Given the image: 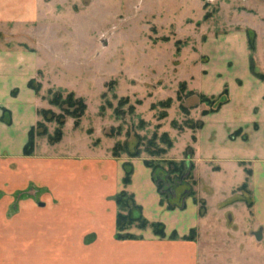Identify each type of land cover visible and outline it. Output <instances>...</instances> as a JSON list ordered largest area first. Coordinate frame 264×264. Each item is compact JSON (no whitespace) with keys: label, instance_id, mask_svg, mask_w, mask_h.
<instances>
[{"label":"rangeland","instance_id":"rangeland-1","mask_svg":"<svg viewBox=\"0 0 264 264\" xmlns=\"http://www.w3.org/2000/svg\"><path fill=\"white\" fill-rule=\"evenodd\" d=\"M44 1L42 21L33 30L23 24L0 26V30L15 32V37L0 33V48L21 45L25 30L35 39L26 44L38 49L39 71L32 86L40 88L35 92L37 120L31 127L38 135L34 155L25 156L28 140L20 157L0 154V264H23L29 236L52 240L56 231L61 237L79 232L55 228V224L85 221L80 209L100 205L107 186L104 178L95 175L96 164L110 161L117 143L134 152L139 138L142 153L138 158L163 166L156 173L159 180H166L169 167L165 163L169 161L191 160L195 166L196 184L191 180L188 184L196 194L189 198L201 217L202 234L193 229L195 240H200L199 264H264L262 230L250 216L252 169L246 162L240 163L246 181L238 194L233 193L232 188L243 178L241 171L228 164L225 174H218L221 165L205 157L207 144L201 132L205 120L213 121L224 107L229 109L231 98L241 99L243 82L238 79L229 39L246 27L247 34H253L250 28L261 30L259 20L247 10L253 0ZM256 7L260 9V5ZM70 93L87 106L78 127L70 115L76 108L49 103L55 94L67 99ZM167 100L170 105H160ZM255 102L251 101L249 116L245 114L243 120L248 119L257 131L258 123L252 120L263 104ZM43 110L51 111L48 120L42 118ZM162 113L166 117L160 119ZM141 120L147 126L142 127ZM0 121L11 126L12 111L0 106ZM201 122L202 128H197ZM58 130L60 139L52 141ZM163 133L173 142L168 153L150 156L144 152L148 140ZM223 138L225 142L249 140L244 128ZM89 174L92 185L87 182ZM60 182L67 183L59 192L61 198L55 187ZM162 186L166 188L167 183ZM179 189L186 190V185ZM118 194L109 200L116 210ZM163 199L167 207L168 198Z\"/></svg>","mask_w":264,"mask_h":264},{"label":"crops","instance_id":"crops-1","mask_svg":"<svg viewBox=\"0 0 264 264\" xmlns=\"http://www.w3.org/2000/svg\"><path fill=\"white\" fill-rule=\"evenodd\" d=\"M248 5H251V8L247 10H250L252 17L258 19L262 25L260 31L254 28L250 30L257 38V49L253 53L255 69L264 73V0H253ZM258 5L260 9L256 7ZM42 8L45 13L44 0H0V26L12 28L14 25L23 24V27H28L27 30H33L42 21ZM245 29L243 32H235L229 39V48L234 53L238 79H242L243 82L240 88L241 99L231 98L228 111L224 107L220 113L214 115L213 121L205 120V127L201 132L204 143L207 144L205 157H211L221 165L218 174H225V166L228 164L234 165L241 171L243 178L232 188L233 193L238 194V190L246 181L240 163L246 162L252 169L249 190L253 206L250 216L255 217V226L262 230L264 243V102L262 101L264 82L255 78L251 72L248 34ZM27 30L21 32L24 41H20L21 45L18 47L6 45L0 48V106L6 107L13 113L11 126L0 121V154L7 152L11 155L15 154L16 157H20L22 148L28 140V133L36 123L34 109L39 104L35 91L29 88V82L38 76V49L26 44L35 40L27 35ZM0 33L9 37L15 35V32L9 29L0 30ZM36 44L37 41L35 46ZM15 92L17 96L13 95ZM251 101L263 104L258 115L253 116L252 120L258 123L257 131L246 122L248 119L243 120L245 114L249 116L248 106ZM238 128H244L249 140L247 142L228 140L226 143L224 135L231 134ZM213 135L217 136L215 140L212 138ZM108 160H100L101 166L96 164L95 175L107 181L100 205L97 203L88 210L78 208L80 214H84L85 221L68 220L62 222L63 224L60 222L55 224V228H75L79 232H71L61 237L60 232L56 231L52 240H43L41 235L29 236L25 246L27 250L23 254L25 259L23 264H199L202 255L200 240H184V237L195 228L198 229L199 234H202L199 208L192 199L189 197L186 199L185 209L169 210L161 203V195L153 181L152 171L145 166L144 158L136 159L124 155L120 158L111 157L110 161ZM127 162L133 165V175L131 184L125 188L123 166ZM88 176L87 182L92 185L93 176L92 174ZM66 184L60 182L55 186L58 197L63 196V193L59 192L65 189ZM124 189L134 195L137 204L142 208L143 216L149 222L164 224L165 238L155 236L151 229L145 231L133 229L131 233L138 239H117V210L114 203L109 200ZM248 211L246 210L247 214ZM173 233L178 235L177 239H170Z\"/></svg>","mask_w":264,"mask_h":264},{"label":"trees","instance_id":"trees-1","mask_svg":"<svg viewBox=\"0 0 264 264\" xmlns=\"http://www.w3.org/2000/svg\"><path fill=\"white\" fill-rule=\"evenodd\" d=\"M250 33V32H249ZM249 36L251 39H249ZM249 39V50L251 51V69L253 75L258 78L260 81L264 82V73L258 72L255 69V64L253 60V53L255 52V34H248ZM34 82H29V88L33 89L36 93H39L40 88H33L32 84ZM170 100H167L165 102H161L160 105H170ZM49 103L53 106L62 108L64 105H67L69 108H76L70 115L76 120L75 126H79L81 119L86 113L87 106L85 102L81 98H75L74 94L70 93L67 97V99L61 98L60 95L55 94L49 101ZM224 103V102H223ZM43 119L48 120L47 118L48 114H51V111L49 110H43L40 112ZM166 117V114L162 113L159 115V118L162 119ZM11 123V122H9ZM41 123H39L40 125ZM141 126H147L146 121L141 120ZM202 122L198 124L197 128H202ZM172 126L174 128H177L178 124L177 122H173ZM180 131H182V128H179ZM45 134V133H42ZM57 136L56 139H52V141H57L61 137V131L58 130L56 132ZM38 135L35 133L34 128L30 130L29 133V139L28 143L25 147V156L30 157L34 155L35 151V144H36V137ZM46 136V135H40ZM50 139V137H49ZM51 140V139H50ZM158 142L162 144L163 146H159ZM141 143L142 139H138V143L136 144L135 151L134 152H128L127 147L125 145H122L120 143L115 144L112 155L115 158H119L120 154L124 153L128 155L131 158H138L140 154L142 153L141 150ZM173 147V142L170 139L169 135L167 133H163L161 136H158L155 134L150 140H148L147 147L145 148L144 152L148 153L150 156H162L166 155L168 151ZM187 156V155H186ZM188 159H192L191 157H187ZM144 164L147 168L152 170L153 173V179L158 187L159 194L162 197L161 203L164 205V197L168 198V206L167 208L169 210H175V209H185V200L188 197L195 196V191L192 190V186L188 184V181H192V185L194 186L196 183L193 178V170H194V164L191 160H189V163L185 160L184 162H174L169 161L168 163H165L168 165L169 170H167V177L166 180H159V178L156 177V173L158 171H163L160 164H156L152 162L151 160H145ZM124 177H123V184L126 187H128L131 184L132 175H133V166L131 163L127 162L124 164ZM176 175L177 179L171 180L169 175ZM179 182H178V181ZM167 183L166 188H164L162 185H165ZM186 185V190L184 191H178V189L182 186ZM180 190V189H179ZM116 206H117V216H116V236L119 240H135L138 239V237L131 233V230L133 228H137L139 230L145 231L147 229H151L155 236L159 238H165V226L163 223L157 222V223H151L149 222L144 216L142 212V208L137 204L135 197L133 194L129 193L126 189L122 190L115 199ZM194 230H191V235L184 237V240L187 241H194L195 237L193 234ZM178 235L176 233H173L170 237V239H177Z\"/></svg>","mask_w":264,"mask_h":264},{"label":"water","instance_id":"water-1","mask_svg":"<svg viewBox=\"0 0 264 264\" xmlns=\"http://www.w3.org/2000/svg\"><path fill=\"white\" fill-rule=\"evenodd\" d=\"M40 206H44L43 204H40ZM257 238L260 240L259 238V233L256 234Z\"/></svg>","mask_w":264,"mask_h":264}]
</instances>
